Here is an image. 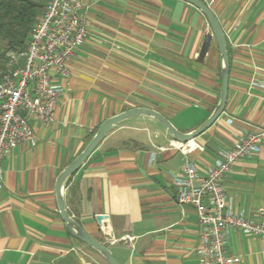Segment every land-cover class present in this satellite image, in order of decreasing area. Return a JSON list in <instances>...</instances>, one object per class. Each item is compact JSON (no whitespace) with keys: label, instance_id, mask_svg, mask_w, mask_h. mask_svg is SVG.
<instances>
[{"label":"crops","instance_id":"0c3cea01","mask_svg":"<svg viewBox=\"0 0 264 264\" xmlns=\"http://www.w3.org/2000/svg\"><path fill=\"white\" fill-rule=\"evenodd\" d=\"M226 37L228 93L219 117L187 154L152 116L114 125L64 189L68 212L120 264H205L194 207L175 199L173 178L185 160L200 170L242 135L264 129V0H203ZM87 37L59 79L53 121L29 118L35 144L23 140L1 158L0 264L98 262L59 214L54 184L107 117L133 107L159 111L182 132L200 125L221 88L214 37L203 13L184 0H83ZM226 207L258 219L264 210V141L237 159L222 180ZM104 214L99 222L96 215ZM264 219V214H263ZM131 239L124 240L123 237ZM111 239H116L111 242ZM235 264H264V238L230 228Z\"/></svg>","mask_w":264,"mask_h":264},{"label":"built area","instance_id":"2783aa9c","mask_svg":"<svg viewBox=\"0 0 264 264\" xmlns=\"http://www.w3.org/2000/svg\"><path fill=\"white\" fill-rule=\"evenodd\" d=\"M85 7L83 0H48L30 32L26 49L7 54L5 68L0 71V161L11 147L23 140L35 144L29 118L41 123L53 121V110L61 92L58 80L70 76V59L87 37ZM192 141L173 139L171 146L187 154L198 147L195 143L189 145ZM262 141L264 129L246 133L231 147L221 149L213 165L200 170L187 159L173 178L177 202L192 205L196 211L202 241L199 252L205 264H235L240 260L239 255L226 251L230 228L264 238V210L258 209V219L232 212L226 207L222 184L232 164L258 152Z\"/></svg>","mask_w":264,"mask_h":264},{"label":"water","instance_id":"95a60500","mask_svg":"<svg viewBox=\"0 0 264 264\" xmlns=\"http://www.w3.org/2000/svg\"><path fill=\"white\" fill-rule=\"evenodd\" d=\"M187 3L195 6L199 9L205 16L210 30L204 34L203 41L200 46L198 53V59L203 60L206 52L210 46L211 40L214 37L218 50H219V59H220V72H221V88L218 102L210 115L195 129L188 132H182L178 130L172 122L166 118L162 113L155 109L146 108V107H133L126 109L120 113L111 115L104 119L96 131L79 152V154L74 157L57 175L54 190L55 198L58 207L59 214L65 224V227L69 232L78 240L85 243L97 253H99L108 264H120V262L115 258L114 254L110 248L104 243L96 240L91 236L81 224L68 212L64 199V189L67 185V182L74 171H76L83 162L88 158V156L93 152V150L98 146L102 139L106 136L108 131L117 123L138 116V115H149L154 117L175 139L181 142H187L193 140L196 136L200 135L206 128H208L222 113L227 99L228 93V77H229V59L228 51L226 45V37L221 29V26L218 22L217 17L209 7L207 3L203 0H184ZM104 214L96 215V219L100 222L104 218Z\"/></svg>","mask_w":264,"mask_h":264},{"label":"trees","instance_id":"16d2710c","mask_svg":"<svg viewBox=\"0 0 264 264\" xmlns=\"http://www.w3.org/2000/svg\"><path fill=\"white\" fill-rule=\"evenodd\" d=\"M47 1L0 0V71L5 68L9 52L19 53L26 49L30 32L42 15ZM86 246L96 252L88 245Z\"/></svg>","mask_w":264,"mask_h":264},{"label":"rangeland","instance_id":"374dc122","mask_svg":"<svg viewBox=\"0 0 264 264\" xmlns=\"http://www.w3.org/2000/svg\"><path fill=\"white\" fill-rule=\"evenodd\" d=\"M91 253H92V257H93L94 259H96V261H98V262L103 261L102 259H104V258H103L99 253H96V252H94V251H92Z\"/></svg>","mask_w":264,"mask_h":264}]
</instances>
